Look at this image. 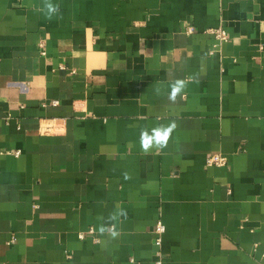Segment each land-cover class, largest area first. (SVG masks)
Listing matches in <instances>:
<instances>
[{
  "label": "crops",
  "instance_id": "crops-1",
  "mask_svg": "<svg viewBox=\"0 0 264 264\" xmlns=\"http://www.w3.org/2000/svg\"><path fill=\"white\" fill-rule=\"evenodd\" d=\"M48 2L0 0V264H152L158 219L163 264H264V0Z\"/></svg>",
  "mask_w": 264,
  "mask_h": 264
},
{
  "label": "built area",
  "instance_id": "built-area-1",
  "mask_svg": "<svg viewBox=\"0 0 264 264\" xmlns=\"http://www.w3.org/2000/svg\"><path fill=\"white\" fill-rule=\"evenodd\" d=\"M191 29L189 28L188 31H190ZM212 34H214L215 39L218 41V43H222L224 41L227 40L226 34L224 31L220 30V29H216L211 31ZM227 163V159L226 157H224L222 154L220 153H212L210 154L207 158H206V165L208 167L211 166H224ZM165 231V227L163 225V223L161 222V220H157L153 229L151 230V233L153 235V239H154V244L157 247L155 252H154V259L152 264H163V257L161 255L160 252V247H161V243H162V235ZM131 264H137L135 263L132 259H131Z\"/></svg>",
  "mask_w": 264,
  "mask_h": 264
},
{
  "label": "clouds",
  "instance_id": "clouds-1",
  "mask_svg": "<svg viewBox=\"0 0 264 264\" xmlns=\"http://www.w3.org/2000/svg\"><path fill=\"white\" fill-rule=\"evenodd\" d=\"M47 10V15L51 16L52 14L58 12L57 5L53 4L51 0L45 5ZM183 87V82H177L175 85H173L174 91H179ZM175 127V124H171L169 126H160L149 130H144L142 132V147L145 150H148L151 146L159 145L164 146L168 138Z\"/></svg>",
  "mask_w": 264,
  "mask_h": 264
}]
</instances>
